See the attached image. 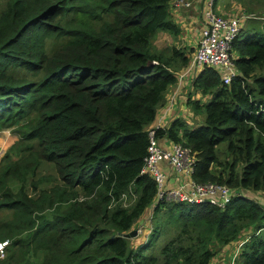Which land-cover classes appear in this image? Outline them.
Instances as JSON below:
<instances>
[{
  "label": "trees",
  "instance_id": "1",
  "mask_svg": "<svg viewBox=\"0 0 264 264\" xmlns=\"http://www.w3.org/2000/svg\"><path fill=\"white\" fill-rule=\"evenodd\" d=\"M258 1L262 21L233 41L239 73L223 83L205 66L193 79L208 95L188 99L203 121L154 129L195 152V181L264 190ZM170 2L0 0V129L18 135L16 157L12 146L0 157V264H209L215 244L246 230L235 264H264V205L242 193L225 209L160 199L140 218L157 192L141 172L148 129L190 59L174 43L153 45L159 30L180 31ZM139 219L152 228L134 246L123 234Z\"/></svg>",
  "mask_w": 264,
  "mask_h": 264
},
{
  "label": "built area",
  "instance_id": "2",
  "mask_svg": "<svg viewBox=\"0 0 264 264\" xmlns=\"http://www.w3.org/2000/svg\"><path fill=\"white\" fill-rule=\"evenodd\" d=\"M216 0H206L203 8V26L194 46L189 62L177 72V81L184 82L192 77L194 71L205 66L213 67L223 83H230L239 73L232 50L233 41L242 28L241 16L222 14L215 10ZM175 8L189 7L190 0H171ZM249 17V15H246ZM155 127H149L146 155L143 158L141 172L148 174L156 184V204L160 199L166 201H186L190 203H207L225 209L231 202L237 189L224 182L213 180L195 181L192 172L195 164V152L190 147L168 138L159 141ZM163 162H168L175 170L186 177L171 184ZM153 201V202H154ZM154 206V205H153ZM151 208V211L153 209ZM150 211V212H151ZM145 222V220H144ZM143 232L144 228L138 229ZM7 240L0 241V256L3 255Z\"/></svg>",
  "mask_w": 264,
  "mask_h": 264
},
{
  "label": "crops",
  "instance_id": "3",
  "mask_svg": "<svg viewBox=\"0 0 264 264\" xmlns=\"http://www.w3.org/2000/svg\"><path fill=\"white\" fill-rule=\"evenodd\" d=\"M221 1L222 0L215 1V10L220 13L227 12L228 10L223 7ZM190 2L191 5L189 7L175 8L172 5L170 6L171 18L179 26L180 31L177 35H173L167 31L159 30L154 39V44H157L155 45L158 49L165 48L174 43L176 46L184 47L190 51L189 55L192 54L203 26L202 12L206 0H190ZM201 69L202 68L195 70L192 77L189 79L186 77L187 79L184 82L180 83L176 80L174 84L169 86L166 92V102L158 108L155 119L151 122L150 127L168 126L175 118H181L189 125L197 124H192L187 117V115L190 116L195 113L188 103V99L191 97L202 101L208 97L207 94H202L198 89L192 93L194 89L193 79ZM166 138L167 137L159 138V141L165 142ZM162 164L167 171L169 183L176 184L186 177L181 172L175 170L168 162H163ZM150 213H152V211ZM148 230L149 229L146 228L143 231V236L145 238L148 234Z\"/></svg>",
  "mask_w": 264,
  "mask_h": 264
},
{
  "label": "rangeland",
  "instance_id": "4",
  "mask_svg": "<svg viewBox=\"0 0 264 264\" xmlns=\"http://www.w3.org/2000/svg\"><path fill=\"white\" fill-rule=\"evenodd\" d=\"M243 4L240 6L239 1L237 0H222L221 3L223 4V7L228 10L227 12H224L222 14H230V15H236V16H241L242 20V29L246 28L249 23L254 22L255 24H259L260 21H262L260 16V11L263 7V4L259 2L258 0H249V2H245L242 0ZM220 13V12H219ZM246 15H249V17H246ZM263 15V14H262ZM156 44V43H155ZM155 46L156 49H158ZM182 70V68H180ZM196 91V88L192 90V93ZM208 96V95H207ZM194 113V112H193ZM189 120L194 123H201L204 119V111L200 110L198 112H195L192 115H187ZM18 135L12 128H7V129H0V157L5 153L6 150H8L11 146V157L15 158V152L13 148H16L17 146V141ZM225 145V142H222L220 144V147H223ZM44 172H46V169H43ZM239 193H242L244 195H247L249 197H252L262 203L264 205V190H253V189H237ZM155 201L151 204V208L154 205ZM150 211L151 209L148 207L146 210L142 213L140 218L147 219V217L150 216ZM8 216V211L7 210H2L0 211V219ZM151 219V218H150ZM138 224V222H137ZM137 224L133 229L137 227ZM149 226L147 228H152V222L150 220V223H148ZM173 230V227H171ZM249 230L243 231L236 240L231 241L228 244L225 245H214L215 249V254L214 257L212 258L211 262L209 264H235L238 261V252L240 249V245L242 242L245 240L246 236L249 234ZM132 238V244L134 246L138 245L139 243L143 242L145 237L143 236V232H137V234ZM164 237L159 238V242L162 240ZM6 240V239H4ZM8 241V240H7ZM8 244V242H7ZM5 254V249L4 253L2 256ZM0 256V257H2Z\"/></svg>",
  "mask_w": 264,
  "mask_h": 264
},
{
  "label": "water",
  "instance_id": "5",
  "mask_svg": "<svg viewBox=\"0 0 264 264\" xmlns=\"http://www.w3.org/2000/svg\"><path fill=\"white\" fill-rule=\"evenodd\" d=\"M142 224H143V219H139L137 227H139V229H140L142 227ZM137 227H136V229L134 228L131 231L125 232L123 235L125 237H133V236H135L137 234Z\"/></svg>",
  "mask_w": 264,
  "mask_h": 264
}]
</instances>
